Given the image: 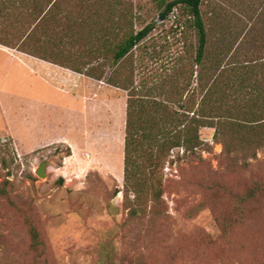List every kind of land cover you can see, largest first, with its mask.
I'll list each match as a JSON object with an SVG mask.
<instances>
[{
  "label": "rangeland",
  "instance_id": "obj_1",
  "mask_svg": "<svg viewBox=\"0 0 264 264\" xmlns=\"http://www.w3.org/2000/svg\"><path fill=\"white\" fill-rule=\"evenodd\" d=\"M108 1L131 12L135 31L155 29L117 67L111 54L68 46L67 68L19 51L17 34L38 23L69 29L70 21L39 22L45 0H0V183L8 182L10 198L0 196V264H264V195L245 205L230 242L219 238L216 222L237 196L264 185L263 131L237 143L225 131L201 128L196 149L173 148L155 172L159 201L127 194L128 91L107 79L130 76L144 91L173 90L196 111L201 98L191 104L193 93L207 89L213 73L198 84L197 35L183 5L163 21L160 12L175 0ZM109 7L97 8L102 20L114 17ZM201 12L207 66L226 68L218 79L228 107L237 105L231 86L242 90L240 116L227 121H252L247 109L264 108V0H203ZM100 73L102 80L92 76ZM43 162L47 176L40 178ZM28 222L41 234L39 251L31 248Z\"/></svg>",
  "mask_w": 264,
  "mask_h": 264
},
{
  "label": "trees",
  "instance_id": "obj_2",
  "mask_svg": "<svg viewBox=\"0 0 264 264\" xmlns=\"http://www.w3.org/2000/svg\"><path fill=\"white\" fill-rule=\"evenodd\" d=\"M45 2L48 10L45 13H38L39 22L47 20L49 16L55 24L70 21L72 25L68 28L71 34L69 29L59 30L55 26L49 29L47 25L38 23L29 34L24 30L19 31L17 36L19 39L22 38L19 51L67 68V57L64 52L68 46L75 47L81 43L90 50V53L98 56L111 54L113 65L117 67L155 29L154 25H147L135 31L131 12L126 9L118 11L120 1H115L113 5L108 0H73L67 8L63 3L65 0H45ZM202 3L203 0H175L166 4L159 14V18L166 21L178 5H183L189 10L191 27L197 35L194 65L199 69L198 84L207 78L208 72L213 73L209 78L207 89L201 86L202 90H196L193 93L191 104H196L197 94L201 98L196 111H192L194 106L182 105L181 99L176 98L178 94L173 90L163 93L155 87L150 91H144L142 87L134 86L135 82L130 76L119 78L112 75L107 79L108 84L128 91L124 183L127 194L134 193L138 200L143 197L151 201L161 199L162 182L156 179L155 172L163 166L173 148L196 149L200 145L201 128H215L219 135H223L225 131L231 141L237 143L247 140L254 131L264 132V108L256 112L249 107L245 114L251 116L252 121L247 123L227 121L240 116L238 101H240L242 90L235 85L231 86L233 95L231 96L235 98L237 105L228 107L229 95L218 79L221 71L226 68H216L215 64L207 66L208 35L201 12ZM105 5H110L109 8L112 10L109 13L114 17L102 20L96 10ZM113 10H117L118 13ZM177 27H179L178 24ZM70 54L71 51H68L67 56ZM61 58H64L63 63L59 61ZM92 76L99 80L104 78L103 73ZM260 98L258 93L251 100L259 101ZM186 112L193 113V116L189 117ZM224 117L228 119L224 120ZM7 185V181L0 183V196L10 202ZM257 195H264V185L254 184L244 195L237 196L232 209L221 210L222 213L216 218L220 229V239L231 241L238 225L243 222L246 213L245 205L254 200ZM28 233L31 248L39 251L44 243L35 224L28 222Z\"/></svg>",
  "mask_w": 264,
  "mask_h": 264
},
{
  "label": "water",
  "instance_id": "obj_3",
  "mask_svg": "<svg viewBox=\"0 0 264 264\" xmlns=\"http://www.w3.org/2000/svg\"><path fill=\"white\" fill-rule=\"evenodd\" d=\"M46 167H47L46 162L41 163L35 171L36 175L40 178H45L47 176Z\"/></svg>",
  "mask_w": 264,
  "mask_h": 264
},
{
  "label": "crops",
  "instance_id": "obj_4",
  "mask_svg": "<svg viewBox=\"0 0 264 264\" xmlns=\"http://www.w3.org/2000/svg\"><path fill=\"white\" fill-rule=\"evenodd\" d=\"M2 52H3V51H2ZM11 56L15 57L14 55H11ZM20 60H22V59H20ZM38 61L41 62L40 59H36V58H34L32 62H36V64H37L36 66L42 67V65H40L41 63H38ZM42 61H43V60H42ZM22 62H23V60H22ZM25 62H26V64L28 63V61H25ZM32 62H31V63H28L29 66H31ZM43 62H44V61H43ZM45 62H46V61H45ZM42 68H43V67H42ZM44 68H46V67H44ZM45 70H46V69H45Z\"/></svg>",
  "mask_w": 264,
  "mask_h": 264
}]
</instances>
